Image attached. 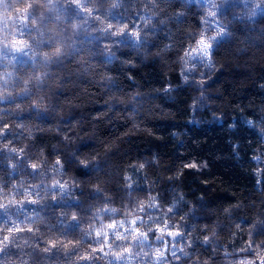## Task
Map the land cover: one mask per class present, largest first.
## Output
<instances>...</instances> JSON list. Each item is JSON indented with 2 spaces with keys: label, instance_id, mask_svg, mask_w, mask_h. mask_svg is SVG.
<instances>
[{
  "label": "clouds",
  "instance_id": "9594fccd",
  "mask_svg": "<svg viewBox=\"0 0 264 264\" xmlns=\"http://www.w3.org/2000/svg\"><path fill=\"white\" fill-rule=\"evenodd\" d=\"M0 264H264V0H0Z\"/></svg>",
  "mask_w": 264,
  "mask_h": 264
}]
</instances>
